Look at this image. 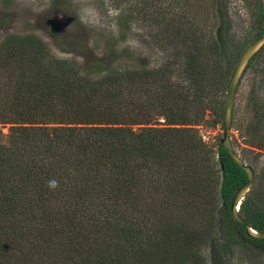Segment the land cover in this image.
<instances>
[{"label":"rangeland","instance_id":"1","mask_svg":"<svg viewBox=\"0 0 264 264\" xmlns=\"http://www.w3.org/2000/svg\"><path fill=\"white\" fill-rule=\"evenodd\" d=\"M260 4L261 0H0V42L11 34H34L46 43L49 58L76 61L78 74L88 76L91 83L102 79L104 81L111 68L136 71L134 83L122 89L125 93L123 96L130 106L121 117L124 120L143 116L152 119L148 124H128L134 131L140 132L142 128L163 129L168 126L180 128L179 132L182 133V140L176 149L173 159L175 161L172 162L168 175L162 168L158 171L156 161V164H153V161L148 164L143 161L146 165L141 170L136 166L142 159L133 158L127 162L131 176L128 185L135 191L129 195V202L118 201L119 204L117 200H113V196L107 197L112 190L107 179L112 175L109 168L102 162H94L88 167L77 159V148L68 151L63 159L68 174L66 179L69 180L68 176L77 177V180L82 179L83 182L87 176L90 181L89 187L87 186L89 192L82 196V200L75 198L76 201L69 203L71 207H76L75 210L79 213L73 215L74 223L84 227L85 231L96 233H102L103 230L110 232V229H105L108 219L110 221L111 218L123 224L139 223L140 227L136 238L131 242L122 243L124 246L121 247H118L114 239L110 241L109 249L106 241L94 242L90 238L92 244L98 248V251L89 250V260L92 263L179 264L181 261L174 258L175 252L178 251L180 257H188L182 264H264L263 248L248 242L242 235L226 234L223 222L224 201L220 195L221 171L216 161H213V157H217L224 127L223 118H220L219 122L215 121L217 118L212 107L214 101L219 100L223 103L225 111L229 78L236 62L245 48L264 32ZM191 55L193 59L190 58ZM252 59L237 90L231 139L236 151L256 172L253 187L246 197H251L257 206L264 209V46ZM16 66L18 74L20 71ZM52 66L54 67V63ZM101 68L103 70H100ZM147 72H152L153 78L149 79ZM4 73L5 71L0 69V96L7 88V75L11 76L12 83L16 80L15 69L13 75ZM197 73L206 85L209 82L211 88L205 90L203 103H199L194 98V90L192 92V81L194 86ZM161 79L169 80L167 82H170V85L161 82ZM106 86L107 84H104V87ZM129 92L130 96L126 94ZM187 93H190V99L193 97L192 106L189 101L187 104L184 95H181ZM57 98L59 101L53 102L56 108L61 112L65 110L64 116H74V110H78L63 100L64 98ZM146 98H150V103L155 106L161 105L158 104L159 101H168L166 106L156 108L157 111H162L157 118L153 114L156 113L153 110L155 107L139 104L146 101ZM171 103L176 105L170 107ZM204 105L206 106L203 108ZM2 108L0 99V112ZM178 109L188 120L196 122L184 125L178 123L179 117H174L177 123L167 124L165 112ZM43 112L38 113L39 117ZM6 119L7 117L0 113V138L8 144L14 139V134L17 136L18 125L8 123ZM33 126H45L49 138L54 139L59 131L55 128L61 124L50 122ZM190 128L194 130H187ZM38 129L32 130L33 133L36 134ZM84 132H80L82 137L79 139L84 144L86 141H98L96 133L87 138ZM175 133L163 132L158 136L162 139H170L172 136L170 143L175 147L176 142H179L174 136ZM193 137L205 143L206 147L199 144L193 150V142H198ZM26 146L29 156L40 157L41 154L35 151L37 148L34 145ZM184 148L189 149L191 153L186 155ZM193 151L200 154L203 164L195 165L187 171L181 164ZM178 159L183 161L179 166L176 163ZM31 177L32 174H29V182L19 185V191L24 195L23 185L26 184L29 187L28 195L24 199L26 204H31L34 208L37 202L41 205L43 201L50 206L48 211L39 217L42 226H45L46 236L57 241V255L50 254L49 260L58 261L57 264H78L68 256V252L82 249L81 236L75 238V241L64 238L63 243L59 242L61 232L69 234V238L74 233L65 219L62 221L57 218L60 214L57 209L66 200L63 196L66 186H58L56 182L52 184V172L48 178L42 176L45 183H40L37 177ZM103 181L106 186L101 185L98 188ZM44 184L53 186L55 193L48 191L38 200L40 193L46 190ZM187 184L193 187V192L187 191ZM95 187L98 189H94ZM99 189L103 191L97 194ZM166 193L168 196H165ZM71 197L72 195L67 196L68 199ZM191 197L196 198L197 204L200 205L195 207L196 203H193V212L190 213L185 208L195 200L191 201ZM134 204L143 208V215L140 216L139 211L135 215L143 218L139 222L134 218V211L130 209ZM121 211H125V214ZM185 215L191 221L185 220ZM184 221H189L183 224L186 228L193 226L195 231L210 230L211 233L204 239H187L180 230ZM122 230L119 231L120 234L132 232ZM155 235L159 238L169 235L181 243L178 250L174 249L169 254L171 256L159 263L149 257L154 246L147 244L150 243L148 239ZM84 245L87 247L91 244L85 242ZM99 250L106 251L108 256L102 255ZM183 251H187L189 255L186 256ZM21 264L30 262L23 261Z\"/></svg>","mask_w":264,"mask_h":264},{"label":"trees","instance_id":"2","mask_svg":"<svg viewBox=\"0 0 264 264\" xmlns=\"http://www.w3.org/2000/svg\"><path fill=\"white\" fill-rule=\"evenodd\" d=\"M259 8L261 20L264 21V7L260 4ZM195 55L197 56V54ZM49 56L50 54L46 43L34 34L23 36L11 34L0 42V69H2L3 72L5 71V75H13L15 69L16 76V80L12 83L11 76L7 75V79H9L7 80V84H5L7 88L5 93L0 96L3 106L0 113L7 117L5 121L18 125V134L17 136L14 134V139L11 142L5 144L0 138V264H21L23 261H28L30 264H48V262L49 264H57L58 262L49 260L50 254L52 256L57 255L55 250L57 241L51 240L49 238L50 236H46L44 232L45 226H42L39 220L40 215L46 213L50 206L43 201L41 205L37 202L34 208L31 207V204H26V200L24 199L26 195H28L29 190L26 184L23 185L25 194L22 195L19 191V185L22 182H29V174H32L31 178L37 177L40 183H45L42 176L48 178L50 172H52V184L57 183L58 186H66L63 194L66 200H64L63 205L57 209V213H60L57 218L62 221L65 219L72 227L74 233L72 237L69 238V234L67 235L61 232L59 235V242L63 243L64 238L69 241H75V238L81 236L80 239H83L81 240L82 249L80 251H69L68 256L76 260L78 264H94V262L92 263L89 260L91 253L89 250L93 249L98 251V248L92 244V240H94V242L95 240L106 241L110 249V241L114 239L118 247H121L122 243L131 242L136 238L140 227L139 223L123 224V222L111 218L110 221L108 219L106 223L108 224L106 227L107 229H105H110L111 231L104 232L103 230L102 233H96L85 231V229H83L84 227H80V225L74 223L73 215L79 213L75 210L76 207H71L69 203L76 201L77 199L75 198H79L78 201L82 200V196H84L86 192H89L87 186L89 187L88 184L90 181L87 176L83 182H81L82 179L77 180V177L68 176L69 180L66 179L68 174L65 171L66 166L65 163H63V159H65L68 151L77 148L78 150L75 153L78 156L77 159L88 167H90V164L93 165L94 162H102L106 165L112 173V175L107 177L110 184L109 186H111L112 189L107 197L111 195V197L113 196V200H117V202H129V195L134 193L135 189L128 185L131 181V176L129 175L127 162L129 163L133 158L142 159L136 166L138 170H141L144 169L146 165L143 161L147 164L153 161V164L157 163L159 167L158 171H161L162 168L164 170L163 172L168 175L171 172L172 162L175 161L173 159L175 158L176 149L182 140L180 139V135L182 134L179 132L180 128H170L168 126L163 129L142 128L141 131L138 132L134 131L128 124H148L152 119L143 116L142 118L134 117L132 120H124L121 117L130 106L123 96L125 93L122 92V89H126V87L134 83V75H137L136 71L111 68L104 81L102 79L96 83H91L88 76L78 74L76 61H69L67 59L58 60L53 57L49 58ZM190 58L193 59V55H191ZM52 63H54V67ZM15 66L19 68L21 73L19 72L16 74L18 70ZM100 70L103 69L101 68ZM28 72L33 73L29 74ZM189 72L192 73L190 69ZM147 76L149 79L153 78L152 72H147ZM199 77L200 74L197 73L194 86L192 81V92L194 90V98L199 101V103H203L205 90H210L211 88L209 82L206 85ZM167 81L169 80L161 79V82L169 84L170 82ZM104 84H107V86L104 87ZM126 94L130 96V92ZM181 95H184V101L187 104L189 101L190 105H193V97L191 96L192 99H190V93ZM59 96L64 98L63 100H66L78 110H74V116H64L66 115L64 114L65 110L61 112L59 108H56L53 102L59 101L57 98ZM167 103L168 101H164V103L159 101L158 104L161 105L155 106V104L150 103V98H146V101H141L139 104L145 107L146 104L155 107V109H151L156 111V113L153 112V114H155L157 118V116L162 114V111H157L156 108L158 107L159 109L160 106L164 107ZM174 105L176 104L171 103L170 107H174ZM205 106L206 105H204L203 108ZM212 107L214 110L213 113L217 118L215 121H221L222 118H224L223 103L219 100H215ZM179 110L180 109L165 112L167 124H176L177 120H175L174 117H179L180 120L178 123L184 125H192L196 122L188 120L185 114L180 113ZM41 111H44L42 116L46 115L45 117L47 119L42 116L39 117L40 115L38 113ZM50 122L61 124V126L55 128L59 131L54 139L49 138V133L45 131V126H33L34 124H45ZM69 124H74V126ZM77 125L83 126L78 127ZM35 128H39L36 134L32 131ZM187 130L192 131L194 129L190 128ZM81 131H85L84 133L87 134V138L96 133L98 141H86V144H84L79 140L82 137V135H80ZM173 131L176 132L174 136L179 139L175 147H172L170 143L172 136L170 139H162V137L158 136L159 133L162 135L163 132L167 134ZM193 139L198 141V139L194 137ZM184 140L185 138H183V142L185 143ZM30 144L39 149H35L38 154H41L40 157L38 156L39 159L37 156H29L26 145ZM199 144L206 147L205 143L200 141L193 142V150L198 147ZM184 153L187 155L191 152L189 149L184 148ZM199 155V153L193 151L185 162L178 159L176 163L179 166L183 162L181 167L183 166V168H186L188 171L195 165L203 164ZM217 157H213V161H216L221 171L220 195L225 202L223 209L225 217L223 222L225 223L224 227L226 229V234L235 233L236 235H242L248 242L264 249V239L249 238L246 235L244 226L234 220L230 211L231 200L235 192L247 181L245 170L234 162L223 148L221 141H219L218 144ZM89 160H93V162L90 163ZM80 161H78V163ZM78 163H76V165ZM160 163H162V165H160ZM101 185L106 186V183L103 181V183L97 187L99 188ZM43 186L46 187V190L40 193L38 200L43 198L44 193L48 191L54 192L53 186L48 184H44ZM97 187L94 189H98ZM102 191V189H99L96 193L100 194ZM187 191L193 192V187H190L189 184H187ZM68 195H72V197L68 199ZM165 196H168V194L166 193ZM190 199L191 201L193 199L195 200L191 205H187L185 210L191 213L193 212V203H196L195 207L200 204H197L196 198L191 197ZM136 205L137 204H134L130 208L132 212L134 211V216L137 215L136 213L138 211L141 212L140 216L143 215V208H140V205H138V207ZM198 208L202 209L201 207ZM39 212H41V214H39ZM240 212L246 222L254 229L258 231L264 230V209L257 206V204L252 201L251 197L249 198L248 196L245 198ZM121 213L125 214V211H121ZM186 215L184 216L185 220H189ZM134 218L138 222L143 219L136 216ZM189 221H184L181 224L180 230H182L181 232L184 234L185 238L193 239L194 241L197 237L204 239L210 235V230L199 232L193 230V226L186 228L183 224ZM122 229H127L132 232L130 234H120L119 231ZM207 229H209V227ZM155 233H158V231H155ZM198 233L201 234L199 235ZM90 238L92 239L91 241ZM121 240L124 242H121ZM85 242L91 245L86 247L84 245ZM148 242H150L147 243L150 247H152V245L154 246V250H152L149 257H153V261H158V263L159 261H165L166 257L171 256L169 255L170 252L172 253L174 249L178 250L181 244L173 240L169 235H162L160 238L155 235L153 238L151 237L148 239ZM98 247L100 248L101 245ZM99 251L102 255L108 256L106 251ZM110 251L115 252L112 250ZM115 253L114 255H116ZM175 253V260L181 261L178 262L179 264H182L184 260L188 259V257L187 259L186 257H180L178 251ZM183 253H185L186 256L189 255L187 251H183ZM83 254L87 255L82 256ZM173 264L177 263L173 262Z\"/></svg>","mask_w":264,"mask_h":264},{"label":"water","instance_id":"3","mask_svg":"<svg viewBox=\"0 0 264 264\" xmlns=\"http://www.w3.org/2000/svg\"><path fill=\"white\" fill-rule=\"evenodd\" d=\"M261 2L264 6V0H261ZM263 46H264V32L262 33L261 36L256 38L245 48L243 53L239 56L236 65L231 73L228 83L227 94H226V103H225V111L223 118L224 133L221 139L223 148L231 156L234 162L239 167L244 169L247 174V181H245V183H243L237 189L231 200L230 211L234 220H236L237 222L241 223L244 226L246 235L252 239H264V230L258 231L254 229L250 224L246 222L240 210L243 201L245 200L247 194L251 191L253 187L256 172L254 168L245 161V159L236 151L235 147L233 146L231 139V128L234 118L237 90L240 81L243 78V75L245 73V70L249 62ZM223 205H225V202H223Z\"/></svg>","mask_w":264,"mask_h":264}]
</instances>
